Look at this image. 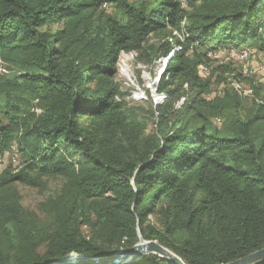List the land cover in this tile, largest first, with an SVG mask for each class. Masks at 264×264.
I'll return each instance as SVG.
<instances>
[{"label": "trees", "instance_id": "obj_1", "mask_svg": "<svg viewBox=\"0 0 264 264\" xmlns=\"http://www.w3.org/2000/svg\"><path fill=\"white\" fill-rule=\"evenodd\" d=\"M215 45L264 51V0H0V157L18 156L0 172V264L102 257L140 237L184 264L264 247V95L239 93L225 69L200 75ZM130 52L168 58L151 133L115 80ZM51 179L24 207L17 186Z\"/></svg>", "mask_w": 264, "mask_h": 264}, {"label": "rangeland", "instance_id": "obj_2", "mask_svg": "<svg viewBox=\"0 0 264 264\" xmlns=\"http://www.w3.org/2000/svg\"><path fill=\"white\" fill-rule=\"evenodd\" d=\"M139 1V0H131ZM151 3L153 0H143ZM56 27V26H55ZM54 28V27H53ZM244 50H254L255 53L250 55L247 61V66L250 68L251 73H243L242 76L246 78L240 80L239 78H232V75L243 72V63L238 60V54ZM207 56L209 60L199 67V73L201 76L206 77L213 74L212 80H215L222 70L228 71L227 76L230 80V84L239 93L243 94V91L252 95V91L257 90L256 95L258 98L264 95V51H259L255 48L248 46L241 47H222L216 46L209 50L207 49ZM168 58H160L152 63H147L139 59L137 53H121L117 61V73L115 76L116 82L125 92L124 99L126 106L129 108L133 115L138 118H144L147 122V132L151 133L155 127L153 123L157 120L153 115V109L151 104L156 105L158 102L165 100V94H158L156 92V85L159 81ZM2 72L3 69L0 68ZM224 86L214 82L211 90V96L219 95L222 93ZM248 91H251L250 93ZM255 94V93H254ZM253 96V95H252ZM255 96V97H256ZM184 95L174 94L171 98V102L174 105H178L183 101ZM155 107V106H154ZM1 119V116H0ZM220 120H216L215 124H219ZM13 158L18 160L14 146L5 153L3 161L0 163V172L4 165L15 163ZM59 185V181L51 179L47 183V189L39 190L36 187H30L26 185H18L17 192L21 196V202L24 207L34 209L36 204L44 198L52 194Z\"/></svg>", "mask_w": 264, "mask_h": 264}, {"label": "water", "instance_id": "obj_3", "mask_svg": "<svg viewBox=\"0 0 264 264\" xmlns=\"http://www.w3.org/2000/svg\"><path fill=\"white\" fill-rule=\"evenodd\" d=\"M154 253L166 258L176 264H184L182 260L173 252L160 245L155 240H144L141 237L139 241L130 248L121 249L113 254L102 257H84L72 255L62 258L52 264H127L137 260L145 254ZM264 257V247L242 258L226 264H255L258 259Z\"/></svg>", "mask_w": 264, "mask_h": 264}, {"label": "built area", "instance_id": "obj_4", "mask_svg": "<svg viewBox=\"0 0 264 264\" xmlns=\"http://www.w3.org/2000/svg\"><path fill=\"white\" fill-rule=\"evenodd\" d=\"M178 49H179V46L175 47V48L170 52V55H169V56H172L173 53H174V51H175V50H178ZM254 53H255L254 50H244V51H242V52H240V53L238 54V56H237V57H238V60H239L240 62H242L243 65H244V66H243V72H241V74L246 73V74L248 75V73H251L250 68L247 66V61H248L249 56L252 55V54H254ZM233 86L235 87L234 84H233ZM235 88H236V87H235ZM248 92L250 93L251 91H248ZM243 94H244V95H247L248 93H246V92L243 91ZM7 152H8V151H7ZM7 152H5V153H7ZM5 153L0 157V163L4 160L3 157H4ZM13 161L15 162L16 159L13 158ZM15 163H16V162H15ZM5 166H6V165H4L3 168H4Z\"/></svg>", "mask_w": 264, "mask_h": 264}]
</instances>
